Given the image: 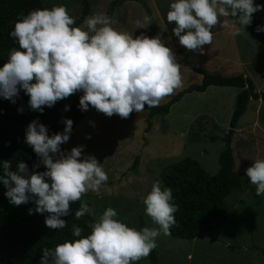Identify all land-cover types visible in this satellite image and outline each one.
Returning <instances> with one entry per match:
<instances>
[{
	"label": "clouds",
	"instance_id": "9594fccd",
	"mask_svg": "<svg viewBox=\"0 0 264 264\" xmlns=\"http://www.w3.org/2000/svg\"><path fill=\"white\" fill-rule=\"evenodd\" d=\"M261 10L264 5L254 4V0H175L166 20L175 24L172 32L181 46L203 54V46L212 43L211 29L220 16L235 17L245 29L252 23L253 14ZM150 22L145 16L144 23ZM113 23L106 16L95 15L84 20L88 31L73 27L75 20L62 5L21 14L9 33L20 50L13 48L8 62L0 68V97L14 104L23 90L29 96L30 109L42 114L44 107L51 108L83 92L79 100L82 111L91 106L107 117L118 115L122 119L143 111L145 105L159 106L183 86L181 65L159 34L133 38L115 30ZM256 31L264 32V27L258 26ZM62 122L63 133L51 137L46 126L36 120L27 127L25 142L47 169L43 173H30L24 162L12 171L10 161H0V183L7 189L4 195L9 203L20 206L33 201L35 209H29V215L33 211L48 213L45 225L50 229L66 227L67 221L61 217L69 215L70 204L81 201L89 190L99 191L108 180L95 156L81 159L84 146L74 147L68 154L61 152L60 146L68 142L73 126L71 119ZM245 175L255 186L256 195H264V160H256ZM172 201V189L162 188L156 181L143 204L158 228L137 231L115 219L117 211L109 207L98 219L86 222L90 235L54 249L44 248L39 264H134L157 247L156 238L161 233L171 235L170 229L177 226L174 214L179 205ZM86 214L96 216L95 209L85 201L75 217ZM83 231L73 225L72 236L81 237Z\"/></svg>",
	"mask_w": 264,
	"mask_h": 264
},
{
	"label": "rangeland",
	"instance_id": "374dc122",
	"mask_svg": "<svg viewBox=\"0 0 264 264\" xmlns=\"http://www.w3.org/2000/svg\"><path fill=\"white\" fill-rule=\"evenodd\" d=\"M112 0H87L86 18L105 16ZM148 9L134 2H124L112 13L111 24L117 31L127 32L133 38L144 34L149 38L158 34L181 65L183 86L164 98L192 84H199L201 76L189 70L179 57L183 53L189 63L214 76L242 75L248 78L256 92L264 91V46L258 44L235 17L220 16L211 29L213 40L203 46V54L185 49L173 34L174 23H168L167 13L175 0H144ZM44 9L65 6L76 19L80 6L76 0H41ZM264 5V0H254ZM145 16L150 24L144 23ZM85 18V19H86ZM258 26L264 27V14L254 13ZM140 21V25L137 24ZM142 25V27H141ZM74 27V26H73ZM88 31L84 21L76 26ZM239 32L238 35L234 33ZM264 33V32H263ZM234 88L208 87L203 93H189L172 105L168 114L153 117L148 133L143 132L145 112H133L127 119L118 115L107 117L89 106L75 126L68 142L60 146L61 152L84 146L81 159L95 156L108 176L99 191L89 190L81 198L95 209L98 219L111 207L117 211L115 219L128 227L141 230L158 228L146 215L143 200L151 192L159 172L168 164H179L188 158L197 162L207 174L218 169L217 156L224 147L229 129L228 121L233 109ZM77 98L83 92L75 93ZM230 148L234 160L233 171L241 183L240 191H232L222 202L225 219L217 232L203 234L191 241L172 238L161 233L156 238L155 264H264V256L255 247L264 250V195L257 196L245 170L256 160H264V103L250 100L244 114L233 127ZM87 137H90L87 138ZM134 157L137 164L129 171ZM134 264H151L147 257Z\"/></svg>",
	"mask_w": 264,
	"mask_h": 264
},
{
	"label": "trees",
	"instance_id": "16d2710c",
	"mask_svg": "<svg viewBox=\"0 0 264 264\" xmlns=\"http://www.w3.org/2000/svg\"><path fill=\"white\" fill-rule=\"evenodd\" d=\"M80 6V13L74 27L80 25L89 12L87 0H76ZM124 2H134L148 9L144 0H112L109 2L105 16L112 18L114 9ZM44 7L41 0H0V68L8 62L10 51L15 48L20 50L18 42L9 33L14 30L15 23L21 19V14L27 15L32 10ZM257 13L264 14V10ZM258 21L245 27L254 40L264 46V33L257 32ZM180 61L190 71L199 74V84H192L171 96L164 104L149 108L145 105L144 133H148L152 127L153 117H163L168 114L172 105L177 103L184 95L195 92L203 93L208 87L234 88L238 92L234 96L233 109L231 111L228 126L233 128L238 119L244 114L247 103L250 100H260L264 103V91L256 92L252 82L242 75L214 76L200 68L191 65L187 57L178 52ZM29 96L20 91L16 103L0 97V161H10L11 170H17L19 162L28 166L29 172L43 173L47 169L43 166L32 147L25 142L28 125L36 120L48 129L51 137L56 133H63L65 119L73 121L70 137L75 126L82 119L83 112L79 108V99L75 94L58 101L53 107H44L43 113L30 109ZM69 110L65 111V107ZM22 108L23 111L18 112ZM57 157H54V160ZM137 157L128 169L134 171ZM39 164L38 168L34 165ZM218 169L215 174L207 175L192 159L185 158L179 164H168L161 168L159 180L162 188L172 189L173 203L179 205V210L174 214L177 226H173L171 237L179 240L191 241L203 234L215 232L224 223L225 214L222 202L232 191H240L241 183L233 171L234 160L230 145L224 144L217 156ZM3 174L0 166V175ZM7 189L0 183V264H39L44 248L54 249L56 245L66 241H72L87 237L91 229L86 222L94 220L89 214L76 219L75 212L79 210L81 201L70 204L69 215L61 217L67 221L62 229H50L45 225L48 213L39 214L33 211L29 215V209H35V203L14 206L9 203L4 193ZM73 225L81 227L84 231L81 237L72 236ZM141 230L139 225L137 231ZM256 251L264 255V250L255 247ZM151 264L156 262V251H151L147 257Z\"/></svg>",
	"mask_w": 264,
	"mask_h": 264
},
{
	"label": "water",
	"instance_id": "95a60500",
	"mask_svg": "<svg viewBox=\"0 0 264 264\" xmlns=\"http://www.w3.org/2000/svg\"><path fill=\"white\" fill-rule=\"evenodd\" d=\"M233 132H234L233 128L228 129L226 136L224 138V144L230 145V140H231V136H232Z\"/></svg>",
	"mask_w": 264,
	"mask_h": 264
},
{
	"label": "crops",
	"instance_id": "0c3cea01",
	"mask_svg": "<svg viewBox=\"0 0 264 264\" xmlns=\"http://www.w3.org/2000/svg\"><path fill=\"white\" fill-rule=\"evenodd\" d=\"M222 226H223V225H222ZM222 226H221V228H222ZM221 228H220V229H221ZM220 229H218L217 232H218ZM215 232H216V231H215ZM211 233H212V232H211ZM259 249H260V248H259ZM261 250H263V249H261ZM262 255H263V254H262ZM263 256H264V255H263Z\"/></svg>",
	"mask_w": 264,
	"mask_h": 264
}]
</instances>
